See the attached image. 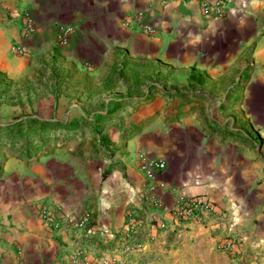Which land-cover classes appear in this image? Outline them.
<instances>
[{"label": "crops", "instance_id": "0c3cea01", "mask_svg": "<svg viewBox=\"0 0 264 264\" xmlns=\"http://www.w3.org/2000/svg\"><path fill=\"white\" fill-rule=\"evenodd\" d=\"M214 1L0 0V74L48 90L50 112L21 121L51 138L17 149L0 128V264H103L131 219L144 249L117 264H216L227 242L264 250V0L205 16ZM139 154L165 162L162 210ZM193 196L212 213L174 225L169 211Z\"/></svg>", "mask_w": 264, "mask_h": 264}, {"label": "built area", "instance_id": "2783aa9c", "mask_svg": "<svg viewBox=\"0 0 264 264\" xmlns=\"http://www.w3.org/2000/svg\"><path fill=\"white\" fill-rule=\"evenodd\" d=\"M170 1V0H165ZM228 0H216L210 3H204L202 6V12L205 16H215L222 17L225 14L227 9ZM262 14L264 15V9L262 10ZM25 33L30 35L33 33L34 28L30 18L25 19L24 26ZM144 31L147 34H153L154 28L152 26H145ZM68 31L63 32V36L61 37V41L64 43L66 41V33ZM11 51L16 54H26L27 50L21 48L19 46H12ZM139 160V169L142 172L145 181H146V189L149 193L148 201L150 206L154 210H162L163 205L161 201L155 195V191L157 189L156 178L157 175L164 171L165 162L163 160H158L154 158L147 157L144 154L138 155ZM213 211V205L211 201L205 196H193V197H180L178 198L176 204L169 211V214L172 218L173 224L179 225L191 222L199 218L202 214H211ZM42 221L48 226H55L53 220V215L49 209H44L40 213ZM90 221L89 214H85L77 220H69L71 226L75 229H87V226ZM167 224L164 222L158 223V229H166ZM135 229L134 221L131 219L128 221L126 228L121 236L120 243L116 247L115 255L116 258L112 260H106L103 264H117V257L119 258H129L134 253L141 252L144 248L143 244L136 243L133 241L132 234ZM89 231V230H87ZM83 256L81 253L76 255V258H80ZM83 259V258H82ZM77 260L71 261L69 264H76Z\"/></svg>", "mask_w": 264, "mask_h": 264}, {"label": "rangeland", "instance_id": "374dc122", "mask_svg": "<svg viewBox=\"0 0 264 264\" xmlns=\"http://www.w3.org/2000/svg\"><path fill=\"white\" fill-rule=\"evenodd\" d=\"M37 84L33 80L13 81L0 74V128H8L7 140L17 149L24 143L29 145V150L42 149L51 139L43 137L35 142L33 133H28L23 125L30 124L33 128L34 122L21 121L26 116L50 112L48 90L38 91ZM216 249V264H264V250L245 248L233 242L220 244Z\"/></svg>", "mask_w": 264, "mask_h": 264}]
</instances>
